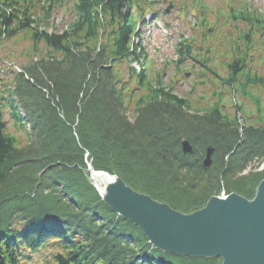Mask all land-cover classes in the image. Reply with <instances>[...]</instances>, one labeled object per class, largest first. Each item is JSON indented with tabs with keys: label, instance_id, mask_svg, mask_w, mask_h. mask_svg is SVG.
Returning <instances> with one entry per match:
<instances>
[{
	"label": "trees",
	"instance_id": "obj_1",
	"mask_svg": "<svg viewBox=\"0 0 264 264\" xmlns=\"http://www.w3.org/2000/svg\"><path fill=\"white\" fill-rule=\"evenodd\" d=\"M169 1L199 13L193 38L178 45L174 74L185 60L208 64L194 70L196 87L212 91L199 97L214 103L208 137L177 114L191 111L184 107L193 99L165 85L167 70L156 72L133 41L164 0H0V47L27 44L22 72L0 79V264L221 263L153 248L105 205L86 171L88 153L94 170L184 213L220 190L214 176L247 198L264 179L260 172L231 180L264 158V19L245 4L237 11L232 2L222 10ZM62 12L69 21L60 29ZM183 137L194 155L182 154ZM207 145L213 167L192 173ZM201 173L208 186L194 180Z\"/></svg>",
	"mask_w": 264,
	"mask_h": 264
},
{
	"label": "water",
	"instance_id": "obj_2",
	"mask_svg": "<svg viewBox=\"0 0 264 264\" xmlns=\"http://www.w3.org/2000/svg\"><path fill=\"white\" fill-rule=\"evenodd\" d=\"M182 148L184 153L193 152L187 141ZM213 152L208 148L205 167H211ZM88 170L96 173L89 164ZM98 173L111 177L102 190L94 184L104 203L137 226L156 249L191 258H219L221 264H264V179L253 199L237 193L212 196L203 208L184 214L134 191L119 177Z\"/></svg>",
	"mask_w": 264,
	"mask_h": 264
},
{
	"label": "rangeland",
	"instance_id": "obj_3",
	"mask_svg": "<svg viewBox=\"0 0 264 264\" xmlns=\"http://www.w3.org/2000/svg\"><path fill=\"white\" fill-rule=\"evenodd\" d=\"M181 1V0H180ZM205 7H217L216 4L220 7L219 9L224 10L229 2H232V7L235 10L241 9L243 4L249 7L248 12L254 16H260L264 19V0H201ZM189 7H193L194 0H187ZM191 5V6H190ZM169 7V3L165 2L162 5L158 4V13H149L146 15L144 19V24L141 26L142 33L141 37L137 38V42L143 44L146 55L148 57V63L151 65L156 72L165 71V75L163 78L164 84L167 86L173 85L170 87L173 88V92L180 97L185 98L189 96V98L193 99L190 102H208L199 100L201 94H211V90L204 89V86H198L195 84L196 79L193 77L194 73L193 70H199L200 67L204 68L202 65H198L197 63H190L187 64L192 67V70L189 69L188 66L184 68L182 66V71L180 75L175 73L176 70V61L178 59L177 51L175 52V46L179 43V41L184 39H190L194 36V30L196 22L198 19L196 18V14L199 15L198 10L196 12L191 9L188 11V8L181 9V7H176L173 5L172 9L168 14L165 13L166 9ZM181 11H184L182 13ZM195 15V16H194ZM69 15L65 12L58 14L56 16V25L62 29L63 27L67 26L69 21ZM241 25V24H239ZM184 36L183 39H179L180 37ZM23 45V44H20ZM19 44L10 41L5 42L0 47V79L5 81V83H10L14 76V73L18 71H22V69L26 66L27 60L23 57L22 49L27 47V44L20 46ZM12 59V61H11ZM184 64V63H180ZM194 64V65H193ZM205 65H208L207 63ZM217 65L218 74L221 76L226 75V71L224 69V65L222 62H218ZM132 67H135L133 65ZM201 69V68H200ZM155 73L156 78H158V74ZM217 89H219L217 87ZM249 107V104L247 105ZM230 108L232 106L229 105ZM250 108V107H249ZM182 119L187 121V124L190 126H199L201 128V134H204L208 137V118L204 115H193V114H181ZM240 122L243 125V115L240 113ZM243 118V119H242ZM132 119V117H131ZM205 132V133H204ZM264 172V158L263 159H256L254 162L251 163L250 167H248L245 171L235 176L233 181L239 179L241 177L249 176L251 174ZM217 174V173H215ZM216 178V182H219L220 190L218 192L227 193L226 189V181L223 180L220 175L214 176ZM206 176L203 177L204 186H208V180ZM209 178V177H208ZM205 180V181H204ZM207 180V181H206ZM197 192L200 190L199 188L195 189ZM217 192V193H218Z\"/></svg>",
	"mask_w": 264,
	"mask_h": 264
},
{
	"label": "flooded vegetation",
	"instance_id": "obj_4",
	"mask_svg": "<svg viewBox=\"0 0 264 264\" xmlns=\"http://www.w3.org/2000/svg\"><path fill=\"white\" fill-rule=\"evenodd\" d=\"M195 63H197L200 66L202 65L203 67L205 66V63H200L198 61H195ZM213 105H214V103H208V102H188V103H185L184 108H190L191 111H185V112L178 111L177 114H179V116L181 114H187V115H189V114L194 115L195 114V115H201V116L205 115L208 118V110H210L213 107ZM197 111H199V112H197ZM180 118H181V116H180ZM181 142H182V140H181ZM207 148H208V146L205 147L204 153H203V151H199V153L202 155V158L195 160V165L193 166L194 170H204L205 169L203 166V160L205 158Z\"/></svg>",
	"mask_w": 264,
	"mask_h": 264
},
{
	"label": "bare ground",
	"instance_id": "obj_5",
	"mask_svg": "<svg viewBox=\"0 0 264 264\" xmlns=\"http://www.w3.org/2000/svg\"><path fill=\"white\" fill-rule=\"evenodd\" d=\"M91 178H92V181L95 183V185L98 186L100 190L103 189L104 185H106L108 181H111V177L109 178L105 174H102V173H92Z\"/></svg>",
	"mask_w": 264,
	"mask_h": 264
}]
</instances>
